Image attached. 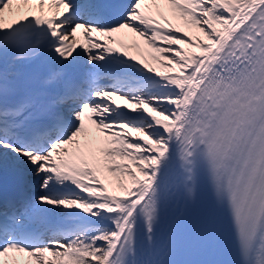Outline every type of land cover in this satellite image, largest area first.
<instances>
[{"label": "snow or ice", "instance_id": "obj_1", "mask_svg": "<svg viewBox=\"0 0 264 264\" xmlns=\"http://www.w3.org/2000/svg\"><path fill=\"white\" fill-rule=\"evenodd\" d=\"M0 264H264V0H0Z\"/></svg>", "mask_w": 264, "mask_h": 264}]
</instances>
